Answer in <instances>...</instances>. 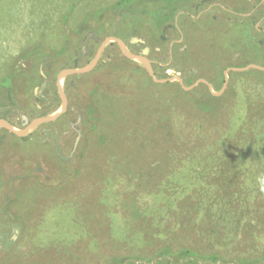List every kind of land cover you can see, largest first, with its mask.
<instances>
[{
	"label": "rangeland",
	"instance_id": "1",
	"mask_svg": "<svg viewBox=\"0 0 264 264\" xmlns=\"http://www.w3.org/2000/svg\"><path fill=\"white\" fill-rule=\"evenodd\" d=\"M71 1L0 0V76L23 68L16 103L0 94V118L15 128L59 111L58 72L85 66L107 36L149 58L156 78H203L217 92L226 72L227 84L213 95L201 83H155L114 42L91 71L62 78L68 103L58 119L22 141L0 130V162L38 166L11 216L0 208V264H194L158 256L163 247L264 263V71L226 70L264 67V0H200L163 39L151 22L117 15L110 26L120 35L72 37L82 44L62 55L66 66L54 73L38 58L30 71L25 50L62 44V28L69 34L84 12L115 0H80L62 24Z\"/></svg>",
	"mask_w": 264,
	"mask_h": 264
},
{
	"label": "trees",
	"instance_id": "2",
	"mask_svg": "<svg viewBox=\"0 0 264 264\" xmlns=\"http://www.w3.org/2000/svg\"><path fill=\"white\" fill-rule=\"evenodd\" d=\"M200 0H115L114 2H108L105 5L95 6V8L90 9L88 12H84L81 17V21L76 25H71L73 28L70 30V33H65L62 28L61 32L63 34V42L60 45L56 44H45L43 41L42 44H34L30 49L25 50L24 55L27 56V63L29 62V70L32 71V61L35 59L40 60L41 64L44 63L49 68H52L54 73L59 69L67 65L69 61L63 58L62 55L71 52L72 55L75 54V51L83 43L85 33L95 32V34L105 35L115 34L120 35L119 29H112L110 26V20L116 19L115 17L119 15L120 20L128 18L130 15L138 16L142 23L147 21L151 22L155 28L161 29L160 36L163 39V33L165 28H168L169 23L172 22L175 15L191 5H197ZM80 2V0H72L70 3L69 10L63 14L62 24L67 23L69 16L74 9V7ZM120 21V22H121ZM105 26V27H104ZM110 26V27H109ZM170 28V27H169ZM138 33L145 35L141 30L138 29ZM75 37L81 38L80 45L75 44V46L70 44V38ZM88 43V42H87ZM80 49H78V52ZM26 63V64H27ZM21 65L17 67L15 64H10L8 70L0 76V94L5 93L6 97L9 99V105L16 103V95L18 96L17 91L21 92V77H19ZM23 69V68H22ZM38 77H41V74L38 70ZM203 86L206 87L203 83ZM25 91V88H24ZM215 99V97H212ZM0 105L3 103L0 101ZM203 111L206 110L205 105H197ZM207 107V105H206ZM4 133L7 134L10 139H17L19 141L25 140V137H18L15 134L7 131L4 128H1ZM18 148V147H17ZM3 165V166H2ZM21 167L17 172L10 171L8 167ZM38 166L33 167L32 169L28 167H22L21 165L13 164L7 160L0 162V174L3 177L6 176V181L8 186L1 193V203L0 208L7 213L10 210L11 206L15 203L16 199L20 195L21 186L25 183L28 177L34 176L35 171H38ZM5 174V176H4ZM8 214V217L11 215ZM159 253L165 256L167 254H172L176 259H186L189 262L194 264H222L219 261L221 260L220 255L217 252L209 253L206 255H199L196 251L192 250L190 247H181L176 251L171 252L168 247H163ZM264 264V263H260Z\"/></svg>",
	"mask_w": 264,
	"mask_h": 264
},
{
	"label": "water",
	"instance_id": "3",
	"mask_svg": "<svg viewBox=\"0 0 264 264\" xmlns=\"http://www.w3.org/2000/svg\"><path fill=\"white\" fill-rule=\"evenodd\" d=\"M108 42L116 43L118 48L120 49L122 55L125 56L126 58L131 59V60L141 61L145 65L150 77L152 78V80L155 83H166V82H172L173 80H177L179 82V84L181 85L182 89H184V90H191L198 83H204L207 86V88L209 89L210 93L213 95H219L223 91V89L225 88V86L227 84L228 77H227L226 72L224 73L223 86L217 92H213L211 84L203 78H199L194 83L187 85V86H185L183 84L182 79L179 76L166 77V78H160V79L156 78L152 64H151V60L149 58H147L144 55L135 54V53L131 52L125 46L124 42L119 37L107 36L98 46L97 51H96L95 55L93 56V58L85 66L78 67V68L77 67H66V68L61 69L58 72L57 78H56V87H57V91H58V94H59V97L61 100L59 111H57L55 113H50L47 115H42L40 117H36V118L32 119L22 129H17L8 120H6L4 118H0V127L6 129L7 131L15 134L18 137H23V136L27 135L31 129H34L43 123L55 121L56 119H58L66 111L67 103H68L67 97H66L65 92L63 90V87L61 85V79L68 76V75L84 74V73L91 71L96 66V64H97V62L101 56L102 51ZM146 52H147V50H144L142 53L144 54ZM248 68H255V69H259V70L264 71V67L257 65V64H249L245 67H240V68L230 67V68H227L226 70H228V71H244Z\"/></svg>",
	"mask_w": 264,
	"mask_h": 264
},
{
	"label": "clouds",
	"instance_id": "4",
	"mask_svg": "<svg viewBox=\"0 0 264 264\" xmlns=\"http://www.w3.org/2000/svg\"><path fill=\"white\" fill-rule=\"evenodd\" d=\"M262 183H264V180H262Z\"/></svg>",
	"mask_w": 264,
	"mask_h": 264
}]
</instances>
